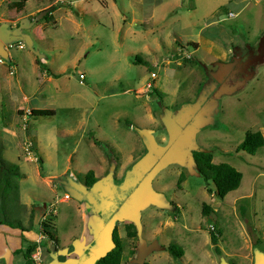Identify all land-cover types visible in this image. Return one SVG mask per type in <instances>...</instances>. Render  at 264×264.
<instances>
[{
  "label": "rangeland",
  "instance_id": "rangeland-1",
  "mask_svg": "<svg viewBox=\"0 0 264 264\" xmlns=\"http://www.w3.org/2000/svg\"><path fill=\"white\" fill-rule=\"evenodd\" d=\"M13 1L0 0V27H16L21 20L27 36L23 49H12L15 73L7 67L0 76V148L10 143L3 127L18 121L26 134L21 140L25 153L33 159L26 170L35 181L39 154L49 174L66 167L63 153L58 165L50 157L56 152L50 147L52 137L59 148L76 149L74 165L60 176L57 196L45 185L46 189L33 187L39 195L33 201L39 205L31 236L40 235L41 211L48 213L50 206L60 217L57 238L70 234L75 225L81 229L75 207L58 201L70 196L72 205L80 193L95 198L96 209L121 227L124 261L129 248L139 250L131 264H264V146L256 154L236 150L247 131L264 132V0H31L22 11L10 8ZM231 11L238 15L228 17ZM37 12L39 21L31 25L26 15ZM47 13L54 19L46 21ZM193 42L199 48L187 45ZM8 56L2 47L1 67L10 63ZM136 56L151 65L136 63ZM38 57L51 71L37 63ZM151 84L163 97L146 98ZM23 88L26 104L53 109L55 114L29 116L26 110V120L21 119L13 101L18 102ZM80 119L87 124L86 133L65 135ZM92 134L100 143L90 146ZM93 146L102 148L111 163V187L102 177L103 185L86 194L79 184L85 182L88 169L101 163ZM196 148L242 171L240 187L225 198L217 196L214 183L195 167L191 151ZM2 153L19 164L12 148ZM183 171L186 179L178 187ZM52 195L53 200L46 198ZM204 202L213 208L207 216ZM4 205L16 218L12 221L20 218V206L9 201ZM153 209L164 212V219L177 220L180 227L153 234L159 227L158 218L149 217ZM126 221L141 230L135 242L127 237ZM213 227L222 254L214 250ZM169 242L186 254L174 259L162 247ZM24 257L16 256L14 264H26Z\"/></svg>",
  "mask_w": 264,
  "mask_h": 264
},
{
  "label": "crops",
  "instance_id": "crops-1",
  "mask_svg": "<svg viewBox=\"0 0 264 264\" xmlns=\"http://www.w3.org/2000/svg\"><path fill=\"white\" fill-rule=\"evenodd\" d=\"M58 1L60 0H56V3ZM28 15H31V14H27L26 17ZM0 41H1V38H0ZM4 43L5 41H2L3 45ZM0 51H1V47H0ZM3 65L5 66L3 67L0 66V76L5 75L7 71V67L8 69L10 67L8 66L9 63L8 65L6 64H3ZM6 86L10 88L13 85L11 84V81H9ZM150 90L147 92V95H146V98L148 97L147 99H152L153 95H155L154 93H150L152 92ZM14 91L15 90H13V93H15ZM22 93L23 95L18 96V100H17L18 102L13 101L15 102L14 110L15 112L19 114L21 119L26 120V110L31 111L33 108H46V107H41V106H33L30 103L26 104V91H24V88L22 89ZM148 117L152 122L158 123L156 116L153 115L152 113H149ZM86 126L87 124L84 122V120L80 119L79 123L77 124V127L73 125V128H69L65 130L66 132L65 135L66 134L71 135L77 131H80L81 132L80 135L83 136L87 130ZM130 126L132 127V124ZM3 130H5L4 132H7V134L9 135L10 143L3 142L2 147L3 149L5 147H9L15 150V158L19 162V164L18 163L17 164L19 165L21 171L24 173V177L20 180V202L17 203V208L18 206H20L18 209L19 210L18 215L20 216V219L22 220L23 224L26 226V223H25L26 212L28 211L30 213L31 209L34 208L35 215H36V209H37V206L39 205L37 202L33 201V199L34 200L39 199V195H37L38 192L36 191V188H33V187L34 186L36 187L37 185L45 189L46 187H48L57 196L58 195L57 188L62 184V182L60 181V178H61L60 176L64 174H68L69 172L68 168L74 165L73 160L75 159L76 149L73 148L72 150H67L68 147L59 148L57 138L52 137L50 140V147L54 146L56 148L57 153L50 152L49 153L50 157L52 158L53 163L58 165L59 161L57 160V157L59 154L63 153V155L66 157V160H65V162H67V164L65 165L66 167H63L60 171L55 172V174H49L47 167H45V158L44 156L39 154L38 156L40 157L41 161L40 162L38 161V163L35 165L37 169L36 173L39 177V180L35 181L30 177L29 172L26 170V163L32 161L33 159H31L30 157L26 155L24 146L21 141V140L26 139V134L23 133L24 131L23 126L20 125L18 121H14V122H10L9 126H4ZM22 135L24 136V139H21ZM89 139L93 141L91 142L90 146H92L93 143L97 144L90 135H89ZM65 146H67V144H65ZM98 146H93V147H94V150H96V152L99 153V156H100L99 161L101 163L99 166L93 165V168L88 169L86 171V174H87L89 171L93 170L97 178V181L92 186H87L86 182H82L81 184H79L80 186L78 187L80 189L83 188L86 194L87 192H89V190L93 188H97L98 186H100V184H102V177H104L103 184L107 185L108 188L111 187L108 181V177L112 175L109 173V171L111 170V167H110L111 163L108 162V159L104 155L105 153L102 151V148L101 150L100 148L99 149L96 148ZM7 149L8 148H6V150ZM51 158L48 157V160H51ZM118 173H120V171H118ZM49 180H55L58 183L56 185H53L49 182ZM53 196L54 195H52V197H46V198H48L49 200H53ZM77 197L80 200L73 201L72 205L68 204L70 196L68 199H66L65 197L63 198L59 197L58 199L59 202L61 200V202L66 203L67 207H73V208L75 207V213L73 214L76 217L78 216L80 218L79 222L81 221L80 223H82L81 229H79L78 225H75L74 226L75 230L70 232V234L63 233L62 238L61 239L58 238V243H54V242L47 240L46 238H44L42 233L39 231L38 233H40V235L31 236L33 235V230H22L21 228L12 227L5 223L0 224V261H2L3 264H14L16 256L18 255L24 256V253H17L18 250L23 249L25 251L29 244L36 243L39 245L33 254L35 264H96V261L100 257L104 256L107 252H109L114 246V242L112 239L113 229L117 227L119 234L122 235V237L124 236L121 231V227L115 224L112 218L108 217L107 215H104V213L102 214L101 212L98 211V209H96L95 204H94L95 198L91 199L89 197L83 196L80 193H78ZM105 201L106 203L109 202V200H105ZM42 212L43 211H41L39 225L41 222L47 220L51 214L53 215L55 214L53 218V224L56 227H59L60 217H59V214L58 215L56 214L57 212L56 207L53 208L50 206L48 208V213L46 211L44 213ZM49 212H50V215H49ZM163 213L164 212H161L158 209H153L151 211V214H149V217L155 216V218H158L159 220L158 221L159 227L157 229H154V231H152L153 234L158 235L166 231L168 228L172 229V227L173 228L180 227L177 220H174L172 218L169 219L168 218L169 216L164 219L163 215L162 216L160 215ZM181 214L182 212L178 216L179 218H181L180 217ZM112 221L114 223H112ZM164 222L166 223L164 224ZM129 223L131 222L126 221L125 223L126 233H127V224ZM134 224L136 223L134 222ZM39 225H38V228H39ZM139 231H140L139 234H141V230ZM182 235H185V234L182 232ZM25 240H28V241H25ZM169 244L170 242L162 243V247L166 248V246ZM130 249L132 250L133 248L128 249L127 260L124 261L123 259L124 264H131L130 260H132L139 254L138 249L134 252H132ZM185 254L186 252L184 253V255Z\"/></svg>",
  "mask_w": 264,
  "mask_h": 264
},
{
  "label": "trees",
  "instance_id": "trees-1",
  "mask_svg": "<svg viewBox=\"0 0 264 264\" xmlns=\"http://www.w3.org/2000/svg\"><path fill=\"white\" fill-rule=\"evenodd\" d=\"M31 0H15L11 2L10 8L17 9L19 11L24 10L27 3ZM53 6V5H52ZM49 9V8H48ZM46 9V10H48ZM43 10V11H46ZM40 13L37 12L36 14H31L26 17L31 25L37 23L39 18L36 15ZM46 13V12H45ZM44 19L46 21H51L54 19L52 13L45 14ZM25 20V21H26ZM22 27H26L24 22L21 20L17 23L16 27H0V47L2 50L3 44L2 41H10V40H22L26 38V34L21 31ZM188 46L193 45L196 49L199 47L198 43H188ZM189 62H194L192 58H188ZM136 63L148 64L151 63L148 60L140 58L136 56L135 59ZM37 63L44 69L48 70L46 63L37 58ZM151 91L154 94H158L159 96L163 97L162 92L158 90L155 86H151ZM55 111L49 108H33L29 116H47V115H54ZM94 140L100 143V140L95 138L94 135H91ZM264 146V133L261 130L255 131H247L245 134L244 139L238 144L237 151L244 150L251 154H256L259 148ZM3 149L0 148V224L5 223L12 227H18L22 230H32L35 229V209H31L30 211V224L24 225L22 220L18 218L15 221H12V211L8 209V206L4 205V202H14L17 204L20 202V180L24 177V173L21 171L19 165L15 162H12L6 159L3 156ZM192 158L195 163V167L197 171L204 177V179L209 182L212 181L216 188V195L222 198H225L226 195L236 190L240 187L242 180H243V173L234 165L229 162H215L214 161V153L202 149H193L191 151ZM39 161H41L39 157ZM186 179V173L183 171L181 172L178 180V187H181L182 182ZM97 178L93 170L89 171L86 174L85 182L87 186H92L96 183ZM213 211V208L210 204L204 202L202 212L203 215L207 216ZM56 226L53 224V217L49 218L40 223L39 228L37 230L42 233L44 238L47 240L58 243V238L56 237L55 230ZM139 230L136 224L129 223L127 224V237L131 240V242H135V240L139 237ZM112 239L114 242L113 248L107 252L104 256L100 257L96 264H124L123 263V255H124V240L123 237L119 234L118 228L115 227L112 232ZM211 240L214 245V250L218 254H222L223 250L219 244V237L215 230L211 232ZM28 241V240H25ZM39 244L31 243L28 245L27 249L24 251L20 249L17 253H24L26 258L27 264H35V260L33 258V254L36 251ZM166 249L170 252L174 259H180L185 251L184 249L175 242H171L169 245L166 246ZM0 264H3L2 261ZM142 264H154L149 261H144ZM230 264H237L236 262L231 261Z\"/></svg>",
  "mask_w": 264,
  "mask_h": 264
},
{
  "label": "built area",
  "instance_id": "built-area-1",
  "mask_svg": "<svg viewBox=\"0 0 264 264\" xmlns=\"http://www.w3.org/2000/svg\"><path fill=\"white\" fill-rule=\"evenodd\" d=\"M253 1H256V0H253ZM228 17H235V16H237L238 15V13H236V12H233V11H231V12H229L228 14ZM25 47V43L22 41V40H10V41H8V42H6L5 41V43H4V45H3V48H4V51L6 52V53H8V57H9V59H10V63H9V66H10V69H11V72L12 73H15V71H16V64H15V61H14V57H13V54H12V49L13 48H17V49H23ZM2 62H5V60L3 59V58H0V63H2ZM80 77H81V80L83 81V80H85V78H86V76H85V74L84 73H82L81 75H80ZM152 77L153 78H156L157 77V73H155V72H153L152 73ZM150 85V84H149ZM153 84H151V86H152ZM150 86V87H151ZM264 133V132H263ZM30 149V148H29ZM30 153H32V152H29V154ZM215 228L213 227V230H214Z\"/></svg>",
  "mask_w": 264,
  "mask_h": 264
}]
</instances>
